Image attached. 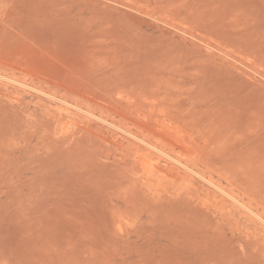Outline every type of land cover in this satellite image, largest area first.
I'll list each match as a JSON object with an SVG mask.
<instances>
[{
  "label": "rangeland",
  "instance_id": "obj_1",
  "mask_svg": "<svg viewBox=\"0 0 264 264\" xmlns=\"http://www.w3.org/2000/svg\"><path fill=\"white\" fill-rule=\"evenodd\" d=\"M0 264H264V0H0Z\"/></svg>",
  "mask_w": 264,
  "mask_h": 264
}]
</instances>
